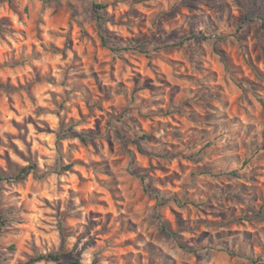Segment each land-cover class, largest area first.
<instances>
[{"label":"clouds","instance_id":"1","mask_svg":"<svg viewBox=\"0 0 264 264\" xmlns=\"http://www.w3.org/2000/svg\"><path fill=\"white\" fill-rule=\"evenodd\" d=\"M0 264H264V0H0Z\"/></svg>","mask_w":264,"mask_h":264}]
</instances>
